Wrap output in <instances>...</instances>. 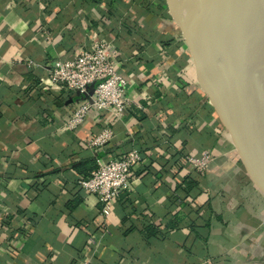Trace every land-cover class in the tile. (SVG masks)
I'll return each mask as SVG.
<instances>
[{"label": "crops", "instance_id": "obj_1", "mask_svg": "<svg viewBox=\"0 0 264 264\" xmlns=\"http://www.w3.org/2000/svg\"><path fill=\"white\" fill-rule=\"evenodd\" d=\"M165 0H0V264H264V146L200 75ZM120 53L129 109L64 127L48 64ZM109 127L103 147L88 144ZM136 150L103 214L78 171ZM210 154L205 168L185 162Z\"/></svg>", "mask_w": 264, "mask_h": 264}, {"label": "water", "instance_id": "obj_2", "mask_svg": "<svg viewBox=\"0 0 264 264\" xmlns=\"http://www.w3.org/2000/svg\"><path fill=\"white\" fill-rule=\"evenodd\" d=\"M165 1L202 78L264 146V27L258 25L264 14L249 13L256 24L250 26L239 0ZM261 4L250 0L256 10Z\"/></svg>", "mask_w": 264, "mask_h": 264}, {"label": "built area", "instance_id": "obj_3", "mask_svg": "<svg viewBox=\"0 0 264 264\" xmlns=\"http://www.w3.org/2000/svg\"><path fill=\"white\" fill-rule=\"evenodd\" d=\"M119 67V50L108 40H95L73 58H56L48 64V84L44 87L63 89L71 98L70 115L64 123L66 129H79L92 113L107 110L117 117L129 109L132 101L127 80L119 72ZM110 135V128L107 127L91 136L88 144L100 150ZM210 159V154L204 152L199 157H185V162L193 168H205ZM140 160L136 150L110 157L89 176L80 177L77 185L94 194L101 212L107 214L123 193H132L131 178Z\"/></svg>", "mask_w": 264, "mask_h": 264}, {"label": "bare ground", "instance_id": "obj_4", "mask_svg": "<svg viewBox=\"0 0 264 264\" xmlns=\"http://www.w3.org/2000/svg\"><path fill=\"white\" fill-rule=\"evenodd\" d=\"M262 1V4H261V7H260V10H256L258 8H251L249 5H247L243 0H239L241 6H242V9L243 11L246 13V14H249V13H258L257 15H263L264 14V0H261ZM253 15H251L250 17H252ZM252 20V18H251ZM262 24L261 26L264 27V21H261ZM248 23L250 24V26L254 25L256 26L253 22H251L250 20H248ZM224 79H225V82L227 85H231L232 81H231V78L229 77V75L226 73L225 76H224Z\"/></svg>", "mask_w": 264, "mask_h": 264}, {"label": "rangeland", "instance_id": "obj_5", "mask_svg": "<svg viewBox=\"0 0 264 264\" xmlns=\"http://www.w3.org/2000/svg\"><path fill=\"white\" fill-rule=\"evenodd\" d=\"M247 5H249L250 6V0H243ZM165 7H164V11H165V13L168 15L169 14V16H170V18H171V20H173V18L171 17V14L169 13V10H168V7H167V4H166V1H165ZM244 12V11H243ZM244 14L246 15V19L247 20H250L251 22H253L254 24H255V21H252L251 20V17L250 16H248L249 14H246L245 12H244ZM173 22H174V24H175V27H176V29L177 30H180V28L178 27V25L175 23V21L173 20ZM257 23V22H256ZM258 24V23H257ZM262 24V22L260 21V23L258 24L259 26ZM256 25V24H255ZM181 31V30H180Z\"/></svg>", "mask_w": 264, "mask_h": 264}, {"label": "trees", "instance_id": "obj_6", "mask_svg": "<svg viewBox=\"0 0 264 264\" xmlns=\"http://www.w3.org/2000/svg\"><path fill=\"white\" fill-rule=\"evenodd\" d=\"M85 165H79L78 167H77V169H78V171H80V174L83 176V177H87V176H89V174H90V172L92 171H90V172H86V171H82V169H81V167H84Z\"/></svg>", "mask_w": 264, "mask_h": 264}]
</instances>
